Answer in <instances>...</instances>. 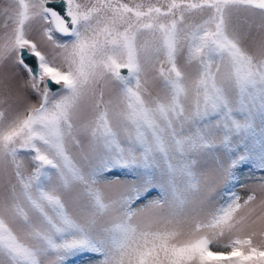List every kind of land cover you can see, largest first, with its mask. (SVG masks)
I'll return each instance as SVG.
<instances>
[{
    "label": "snow or ice",
    "instance_id": "snow-or-ice-1",
    "mask_svg": "<svg viewBox=\"0 0 264 264\" xmlns=\"http://www.w3.org/2000/svg\"><path fill=\"white\" fill-rule=\"evenodd\" d=\"M82 257L264 264V0L0 4V264Z\"/></svg>",
    "mask_w": 264,
    "mask_h": 264
},
{
    "label": "rangeland",
    "instance_id": "rangeland-1",
    "mask_svg": "<svg viewBox=\"0 0 264 264\" xmlns=\"http://www.w3.org/2000/svg\"><path fill=\"white\" fill-rule=\"evenodd\" d=\"M4 3V0H0V4H3ZM154 91H155V89H154ZM120 178V179H130L131 177L130 176H125V174H124V171L123 170H116V171H114L113 173H112V176L111 177H109L110 179L111 178ZM253 181H249V183H252ZM239 193H240V195L242 196V197H244V196H246L248 193L245 191V190H243V189H240L239 190ZM157 193L156 192H153L152 193V196H155ZM83 260H84V258L82 257V258H79V259H74V264H83Z\"/></svg>",
    "mask_w": 264,
    "mask_h": 264
},
{
    "label": "water",
    "instance_id": "water-1",
    "mask_svg": "<svg viewBox=\"0 0 264 264\" xmlns=\"http://www.w3.org/2000/svg\"><path fill=\"white\" fill-rule=\"evenodd\" d=\"M125 74H126V72H125Z\"/></svg>",
    "mask_w": 264,
    "mask_h": 264
}]
</instances>
